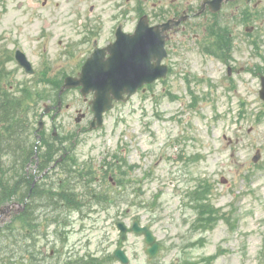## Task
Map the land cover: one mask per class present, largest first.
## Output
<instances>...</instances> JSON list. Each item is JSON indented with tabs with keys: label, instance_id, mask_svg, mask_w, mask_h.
<instances>
[{
	"label": "rangeland",
	"instance_id": "374dc122",
	"mask_svg": "<svg viewBox=\"0 0 264 264\" xmlns=\"http://www.w3.org/2000/svg\"><path fill=\"white\" fill-rule=\"evenodd\" d=\"M121 15L107 0H0V83L12 95L32 91L30 103L16 109L24 121L12 126L15 132L5 130L0 114V175L4 170L8 192L0 203V229L12 228L4 231L9 235L0 232V261L76 264L98 255L102 264H123L107 259L120 246L130 264H264V102L259 96L264 43L257 51L236 40L232 56L227 48L222 55L214 49L220 45L214 25L194 28L183 42L170 44L166 78L117 101L105 112L103 125L90 129L93 94L66 91L58 111L54 88L89 55L92 44L84 39L95 31L98 45H107ZM223 21L228 32L238 22ZM18 48L35 74L18 65ZM45 105L56 107L38 130ZM56 137L55 160L69 157L73 177L92 170L72 184L77 201L86 204L56 203L57 191H50L67 177L60 167L45 175L41 168L44 143L57 142ZM111 175L117 184L109 181ZM32 176L34 184L44 186L40 194L28 187ZM97 191L103 197L91 199ZM26 202L40 217L32 225L34 242L23 238L17 216ZM135 219L151 226L162 243L155 258L146 252L144 236L131 230ZM118 221L129 227L125 239Z\"/></svg>",
	"mask_w": 264,
	"mask_h": 264
},
{
	"label": "water",
	"instance_id": "95a60500",
	"mask_svg": "<svg viewBox=\"0 0 264 264\" xmlns=\"http://www.w3.org/2000/svg\"><path fill=\"white\" fill-rule=\"evenodd\" d=\"M153 31L154 29L139 27L135 34L118 38L108 48L109 57L106 58L107 50L98 49L86 60L79 76L66 77L61 91L78 85H82L81 91L85 95L91 90L94 91L91 102L95 117L92 127L103 124V113L112 108L114 100H125L143 84L167 75L168 66L162 64L167 54L165 37ZM17 57L28 71H32L31 64L24 54L18 52ZM260 96L264 99V76ZM119 226L122 236L125 237L127 226L123 222H120ZM133 230L145 235L149 244L147 252L150 257H155L160 251L161 243L157 241L151 228L148 225H140L136 220ZM115 255L123 263L130 264L129 257L122 248L117 249Z\"/></svg>",
	"mask_w": 264,
	"mask_h": 264
},
{
	"label": "flooded vegetation",
	"instance_id": "af4514ba",
	"mask_svg": "<svg viewBox=\"0 0 264 264\" xmlns=\"http://www.w3.org/2000/svg\"><path fill=\"white\" fill-rule=\"evenodd\" d=\"M108 5L120 8L122 15L120 21L114 25V36L116 39V31L118 26L122 27L126 32H133L138 25L142 23L144 26L159 27V30L153 32L165 36V44L167 49V57L170 55V44L183 42L194 28L204 27L206 24L214 25L215 37L220 44V50L224 46L228 49L227 55L232 56L231 49L233 42L236 40L248 41L253 44L259 51L262 43H264V0H107ZM94 6V5H92ZM210 16L213 20L209 21ZM228 17L238 22L234 23V31L228 32L227 24L223 18ZM237 23L244 26L243 32H237ZM94 34L97 33L94 31ZM196 36V34H194ZM246 36L245 39L243 36ZM98 36V35H97ZM84 42L89 44L90 36ZM180 38V39H178ZM233 38V40H232ZM112 40H109L112 41ZM241 43H245V42ZM98 39L94 42L93 51L98 46ZM228 44H227V43ZM91 51V52H93ZM224 52L219 54L223 55ZM263 57L262 53H256ZM85 55V54H84ZM85 58V57H84ZM228 58V57H227ZM83 60L79 61L74 74H77L79 68L82 67ZM262 68L257 66V71ZM170 70V68H169ZM233 68L231 66V73ZM230 73V74H231ZM151 85L146 84L141 87L142 91L149 89ZM113 185L117 181L110 176ZM115 182H114V181ZM102 193V192H101ZM103 194V193H102ZM91 199L96 200L94 195Z\"/></svg>",
	"mask_w": 264,
	"mask_h": 264
},
{
	"label": "trees",
	"instance_id": "16d2710c",
	"mask_svg": "<svg viewBox=\"0 0 264 264\" xmlns=\"http://www.w3.org/2000/svg\"><path fill=\"white\" fill-rule=\"evenodd\" d=\"M4 88L5 86L2 83H0V114L2 115L3 121L6 124L5 130H8L12 134L13 132H15L12 126H19L20 123L24 121L23 116L21 117L17 116L16 109L26 107L23 105V103L24 104L30 103L29 96L32 91H27L26 95L23 93L21 95H12L8 90ZM54 89H56L55 92L58 95L60 86L57 85ZM39 96L46 97L47 94H42ZM12 140L13 139L11 138L7 139V141H12ZM14 142L17 144L18 143L17 139H14ZM59 149H60L59 145H57L56 142L49 141V140L46 141V148L44 149L43 154H42L43 161H44V164L41 165L42 171H44L47 167H50L51 163L55 161V154L58 152ZM33 153H34V149H32V151L28 154L29 158L30 156L33 155ZM72 159H74V157ZM64 161L68 162L66 163V167L62 165V162ZM71 161L72 160H69V157L64 156L62 160L58 163V165H55L53 167V168L61 167L62 171L67 174V177H61L59 179L60 183L58 182L57 188L55 189V191H57L56 192L57 197H55L57 201L56 203H59L60 201H66L68 203L72 202L74 204H79V205L84 204V202H82L81 200L80 202L77 201L78 196L76 195V192L74 191L75 188L72 187V184L73 182L80 183V181L83 178H85L86 175L88 176L90 174L91 170L86 171V173L80 177H73L75 175L73 174L75 170V167H74L75 165ZM1 172L2 173L0 175V184H2L3 186V191L1 192V195H0V203L2 204L5 202L4 199L8 197L7 196L8 192L6 189L7 188L6 179L5 178L3 179V173H5V171L2 170ZM34 178L35 176H32L31 178L29 177L27 179L28 187H33V191H35L36 189L37 190L36 194H40L44 186H41L40 183L38 182L34 184ZM53 189H54V186L50 187V191H53ZM47 195H48V192L45 193V196H44L46 199H47ZM17 216L19 217L18 220L21 222L20 229L25 230V232H23V238L25 239V241L29 240L31 242H34L35 237L37 235L36 233L37 229L33 228L32 225L34 224L37 226L38 220L40 219V217L32 215V211L30 207L28 206V202L26 203L25 209L22 212L18 213ZM5 230L11 231L12 228H10V226L7 225L4 229H0V232L2 231L4 233ZM4 234L9 235V232L6 231ZM7 246L8 245L4 247L5 253L8 252ZM112 256L109 255L108 258H112ZM102 257L103 256H85L81 258V260L78 261L76 264H102L105 262ZM6 262H7L6 259L3 257L2 260L0 261V264H6ZM7 264H9V262ZM16 264H39V262H37V260L34 258L33 259L23 258L21 261H17Z\"/></svg>",
	"mask_w": 264,
	"mask_h": 264
}]
</instances>
